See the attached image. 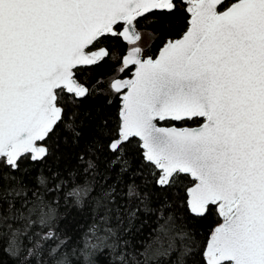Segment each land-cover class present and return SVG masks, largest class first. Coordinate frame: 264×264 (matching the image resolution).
<instances>
[{
    "label": "snow or ice",
    "instance_id": "1",
    "mask_svg": "<svg viewBox=\"0 0 264 264\" xmlns=\"http://www.w3.org/2000/svg\"><path fill=\"white\" fill-rule=\"evenodd\" d=\"M0 264H264V0H0Z\"/></svg>",
    "mask_w": 264,
    "mask_h": 264
},
{
    "label": "trees",
    "instance_id": "2",
    "mask_svg": "<svg viewBox=\"0 0 264 264\" xmlns=\"http://www.w3.org/2000/svg\"><path fill=\"white\" fill-rule=\"evenodd\" d=\"M130 70L131 69H129L128 72H126L125 74H129ZM218 222L219 218L215 215H213L211 218L206 217L203 220L196 222V230L200 234L199 238L204 239L206 237L207 232L210 231V228Z\"/></svg>",
    "mask_w": 264,
    "mask_h": 264
},
{
    "label": "water",
    "instance_id": "3",
    "mask_svg": "<svg viewBox=\"0 0 264 264\" xmlns=\"http://www.w3.org/2000/svg\"><path fill=\"white\" fill-rule=\"evenodd\" d=\"M129 74H131V70H130ZM173 122H175V121H173ZM177 126H180V125H177Z\"/></svg>",
    "mask_w": 264,
    "mask_h": 264
}]
</instances>
